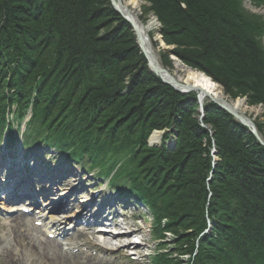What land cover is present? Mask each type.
Masks as SVG:
<instances>
[{"label":"trees","instance_id":"1","mask_svg":"<svg viewBox=\"0 0 264 264\" xmlns=\"http://www.w3.org/2000/svg\"><path fill=\"white\" fill-rule=\"evenodd\" d=\"M145 1L152 5L144 11L154 9L163 22L167 42L183 47L177 54L198 56L194 65L208 56L212 63L228 60L230 42L241 40L249 50L239 52L246 67L236 62L228 64L229 75L213 73L232 98L245 93L252 103L264 102L263 15L246 10L244 0ZM129 26L110 0H0V128L8 98L20 117L32 106V139L49 135L99 164L128 151L139 177L134 187L151 200L157 222L168 218L173 233L193 231L178 240L198 252L192 264H264V147L217 108L204 119L212 138L184 101L192 97L154 78ZM173 29L176 40H170ZM219 39H228L227 51ZM179 117L178 147L149 148L150 133ZM213 139L221 161L210 180L213 159L204 143ZM148 170L160 177L157 186ZM210 219L213 230L195 249ZM156 264L177 263L162 254Z\"/></svg>","mask_w":264,"mask_h":264},{"label":"bare ground","instance_id":"2","mask_svg":"<svg viewBox=\"0 0 264 264\" xmlns=\"http://www.w3.org/2000/svg\"><path fill=\"white\" fill-rule=\"evenodd\" d=\"M114 1H115L116 5L118 6L119 10L122 12V14L131 21L132 24H130L126 20L130 24L129 27L131 28V30L133 31L135 36L138 38V41L141 45V48L145 52L146 57L151 58L155 68L158 70L159 73L153 72L151 70V72L155 76L154 78L159 80L160 82H164L165 84L169 85L173 89L180 92V94L187 96V98H188V96L192 97V98H188L189 101L186 99L184 101L187 102L189 105H192L193 107H195L194 109H195L196 113L194 114V117H196V118L198 117V119L201 121V125L209 131L210 136L212 138H214V136H215V131L209 125H206L204 123V119H205V115H206L205 111H207L210 108H217V109H221L222 111H224L227 115H229L228 117L234 119L236 123H238L242 127H244L247 130V132L250 133L252 135V137L255 139L254 140L255 143L260 144L264 147V145L262 144V143H264V124H262L260 122L258 123L254 119L247 118L244 115V113L246 111H253L254 106L262 105L264 107V102L252 103L253 95H251V94L247 95L245 93L240 95V96L247 98V100L249 101V103L251 105V107H250L244 99L238 98L239 96L237 97V99L232 98L230 96V94L227 93V89H226L227 84L225 83V81H221V77L219 76L220 77L219 78L218 76H216L213 73L214 71H216L219 68V69H221L222 72H224V75H229V74H227V72H231V71L228 70L229 69L228 64H235L236 62H238L240 66L246 67L245 62L242 60V57L239 54V52L243 53V52H247L249 50L246 49V47H244V48L242 47V43H241L242 41L241 40H239L240 43H238V44L230 42V50H228V51H230V53H228L229 56H227L228 60L223 59V57H219L217 60H215L216 64L212 63V59L208 56L207 62L198 61V63L196 65H194V62L197 61L198 56L186 54V53L177 54V51L180 50V48H177V50L174 51L175 56L173 58L177 61L176 67H175L176 72L171 73L172 68L169 69V65L168 66L164 65V67L162 66L163 62L161 63L159 61L158 55L156 54L154 47H153V42L150 39V33L152 31L157 32L160 25H161V30H165V26H163L161 23L159 24L155 18L144 23L140 17V15H141L139 12L140 4H139L138 0H114ZM254 28H256V27H254ZM219 29H221V28H219ZM170 30H171V28H170ZM222 33L223 32H220L219 34H222ZM153 39L158 41V42L160 41L161 43L165 44L164 41L163 42L161 41L163 38L161 39L160 35H158V34L155 35ZM216 41L218 42L217 44L221 46L220 50H226L223 48V46H229L228 39H224V42L222 44L220 43L222 41V39H219ZM174 45H176V44H174ZM176 46L179 47L178 45H176ZM209 51L211 53H213L212 49H209ZM148 55H149V57H148ZM160 58L165 59V57L163 55H161ZM167 60L170 61L169 59H167ZM247 63L249 64L250 67H252V69L254 67H257V65L254 66L250 61H247ZM251 70H249V71H251ZM177 71H181L183 73V76H178ZM230 83L232 85H234V83L232 81H230ZM175 84H180L182 87H184V89H186V92L183 91L182 89H180L182 87H178ZM227 96H229L231 98H229ZM193 98H194V100L192 101ZM8 102H9V100L7 98L5 100V103H7V105H8L9 104ZM237 116H240L244 120V122L241 119H238ZM180 119H181L180 117L177 118V120L175 121L174 124L171 125V127L175 128V126L177 125V121H179ZM25 122H27V121L25 120ZM164 135H165V133L162 132V130H156V131L152 132L150 139L147 140V142L150 145H154L153 146L154 148L158 147L159 149H165L167 151H173L174 149H176L178 147L179 135H178V139L173 141V143H175V146H173L174 144H163V141L165 139V138H163ZM165 140L167 142L168 141L170 142V139H165ZM8 145L11 146V143L8 142ZM170 146H173V147H170ZM204 147L210 148V154H211L210 156L212 159L213 158L215 159L213 161V164H212V169L209 171V176L211 178H213V176L216 172V167H217L218 163L221 161V159L219 157V150H218V147L216 145L215 139H213L212 144H208V142L204 143ZM245 147L249 148L250 146H245ZM130 157H133V156L130 154H127L126 157H123V158L119 157V158H112V159L115 160V163L117 165L125 166V167L133 170L134 167L136 166V163L133 160V158H132V161L127 160ZM85 172L90 174L91 169L86 168ZM144 172L146 173V175L155 179L153 185H156L159 183L158 181L160 180V177L156 174V172H153L150 170L144 171ZM67 173H70V172H67ZM138 178L139 177L137 175H132L130 180L132 183L135 184V183H137ZM160 185H158V186H160ZM80 186L81 185H79V184H77L75 186H72V184H71V188H73V189H75V188L80 189ZM124 191L129 192L128 194H124L122 196V200L124 202H131L135 199L136 194L130 193L132 190H128V189L124 188ZM80 196L84 197L86 195H80ZM94 200H95L94 198H87L86 200L82 201L81 203L88 202V205L96 208L97 205H100V204H98V202L100 200L98 202L96 201V204H93L94 202H92V201H94ZM116 200H117V197L115 194V197H113L111 200L108 199L109 205L111 203H113V201H116ZM147 200L149 202H151L150 199L147 198ZM155 203H162V202L157 199V200H155ZM162 204H164V203H162ZM4 207H6V206L4 205ZM107 208H108L107 206H103V212L101 210V211H98V213H101V212L105 213ZM128 209H131V207L128 206ZM6 211H8L6 214L9 215L10 210H6ZM86 213H87V208H85L81 211H78V213H75L74 215H76V216L78 215L81 217V216L86 215ZM117 213L124 214L125 213L124 207L120 206L119 208L114 210L113 211V217L109 218L107 220V222L109 224H112V222L118 223L117 225L119 226V229H120L119 231L123 232V233L120 232L121 234L118 237L125 238V237H127V235H131V238H134L137 234H139V232H141L142 229L141 230L140 229L130 230L131 225H128L127 220H125V219L123 220V218L119 217L117 215ZM143 214L144 215L150 214L155 223L159 220L157 218L156 214L154 212H151L150 209H148V212L144 211ZM74 215L69 216V219L71 220L74 217ZM135 218H138V216L135 215ZM70 220H68V222ZM210 220H209V222L216 223V220H214V221L213 220L210 221ZM131 221H132V223L136 222L135 220H131ZM69 223L73 224L74 221L72 220V222H69ZM168 223H169L168 218H165L162 220L161 224H157V226L159 229L166 230L168 228ZM114 225H116V224L114 223L113 225H109V227L104 226L105 228L101 229V231L109 232L107 228H110ZM127 227H129V228H127ZM105 232L102 233L103 236H106V237L112 236L111 233L107 234ZM150 233L152 234V232H150ZM112 237L115 239L114 236H112ZM203 237H204V235L199 234V238L197 239V241L201 243V239ZM0 240L4 243V245H6V249L10 248V255L8 256L9 264H41L39 262V260H34V259H32V256L29 255V252L27 250L28 247L23 244V241H24L23 239L21 241L19 240V242H18V245L20 246V250L17 247L11 248L7 237L1 236ZM15 242H17V241L15 240ZM54 243L56 245L58 244L56 242H54ZM141 245L136 247L137 250L141 249ZM16 246H17V244H16ZM189 248H190V244H189V246L187 245L186 250H189ZM189 254H191L193 256H197V253L195 251L190 252ZM81 264H85V263H81Z\"/></svg>","mask_w":264,"mask_h":264},{"label":"rangeland","instance_id":"3","mask_svg":"<svg viewBox=\"0 0 264 264\" xmlns=\"http://www.w3.org/2000/svg\"><path fill=\"white\" fill-rule=\"evenodd\" d=\"M140 7H139V12H140V17L141 20L146 23L150 20H152L153 18H155L158 23L163 25V22L159 19L158 16H156V11L153 10H149L147 12L144 11V9L147 7V9L151 8L152 3H150L149 1H145V0H138ZM159 2V0H156ZM198 3L203 2L204 4H206V0H198ZM258 2L262 3L261 5L257 4ZM264 0H244V7L246 10H248L251 13L254 14H260L264 16ZM187 9V4H185L184 6ZM164 26V25H163ZM172 32H174V35H171L170 40H176L175 38H177V29H173ZM160 35V38L162 39L161 41L163 43H161L160 41H156L154 40V36L155 35ZM150 39L153 42V47L154 50L156 52V54L158 55V59L159 61L162 63V66L164 67V65L168 66L169 65V69L172 68L171 73H175L176 72V60L173 59L175 54L174 51L177 50L176 45L174 44H170L169 42H167L168 40L164 38L163 35V30H161V25L159 26L157 32L156 31H152L150 33ZM136 41L137 44L139 46V48L141 49V51L145 54V52L143 51V49L141 48V45L138 41V38L136 37ZM181 48V47H180ZM185 48V47H184ZM183 51V47L181 48ZM161 55H166L167 58L170 61H166L165 59H161L160 56ZM177 59V58H176ZM169 62V64H168ZM149 68V67H148ZM178 76H183V73L181 71H177ZM127 84H129V82L127 81ZM127 92V88L124 89V93ZM229 97V96H227ZM231 98V97H229ZM238 98L244 99L247 104L251 107L249 101L247 100L246 97L243 96H239ZM237 99V98H236ZM253 108V107H252ZM253 111H246L244 113V115L247 118H251L254 119L256 122H260L262 124H264V107L262 105H257L254 106ZM206 114V111H205ZM177 126V125H176ZM174 128V127H173ZM172 129V128H171ZM176 131L171 130V132H167L168 134V139L171 140V138L177 137L178 139V132H179V128L178 126L175 128ZM154 131V130H153ZM152 131V132H153ZM151 132V133H152ZM151 133L149 135V139L151 136ZM166 134V135H167ZM98 137H95V140H97ZM148 139V140H149ZM147 145L149 148H154L153 146H151L148 142ZM51 146V145H50ZM175 146V145H174ZM157 149H159L157 147ZM128 153V151H127ZM47 156H51V157H57V151L55 149L50 148L47 152H46ZM215 159L213 158V161ZM132 161V160H129ZM52 162V161H51ZM54 165V164H53ZM49 169L48 168H44L45 172L46 171H50L51 169H53V166ZM67 166L71 167V174H74V179H73V183L75 184H79L80 189L78 191H82V193H87L89 188L91 187H97L98 185L97 183V174H91L88 175L87 172H85L84 169H82V166L80 168L79 165H75V164H71L68 161L62 162L61 165H59L58 169H65ZM131 172H135V170L133 169H129ZM48 171V172H49ZM85 172L84 176L81 177L79 175V173ZM130 185H134V183L131 182V180L127 181ZM96 185V186H95ZM146 212H148V208H144ZM141 212V213H140ZM134 211V213L136 214H141L143 217L134 223H132L131 220H127V224L131 225L130 226V230H134V229H142L141 230V235L143 236V241H142V245H141V249H138V254L139 256V260L137 261H128L125 260L124 258L120 261V262H112V263H108V264H151V259L150 255L155 251L156 246L155 243L152 240V234L151 232V226L153 223V219L151 217V215L143 214V210L141 211ZM17 221H16V220ZM11 222L13 223L12 225ZM132 223V224H131ZM129 228V227H127ZM190 229H183V230H178V232L176 233H172L171 236H168V233L165 234V238L168 239V244L165 247V251L164 254L167 257H170L171 259H173L177 264H192L191 260L195 257L191 254H189L190 252H188L189 250L187 249V245L182 241H175L173 240L174 236L180 235L182 232L184 231H188ZM38 235L39 233L32 228V225L30 223V220H28L25 217H15V214L9 215L7 218L5 219H0V237L1 236H5L8 238L10 247H17L20 250V246L18 245L19 240L21 241L22 239L23 244L26 245L28 248V252L29 255L32 256V259L34 260H39V262L41 264H81V263H85V264H96L97 261H99L96 258H93L92 261H88V262H82L83 260L81 259L82 257L76 256V257H72L69 256L68 254H66L64 251H62L61 248L59 247H55L53 243H48L46 245V248H40L38 245ZM26 237V238H25ZM79 238L80 241L82 242H92L93 244H96V239L87 236L86 238ZM15 240L17 242H15ZM17 244V246H16ZM28 244V245H27ZM124 254H127L125 251H123ZM196 253H198L196 251ZM10 255V248L6 249V245H4V243L0 240V264H9V259L8 256ZM113 259V258H112ZM102 264H105V262H103Z\"/></svg>","mask_w":264,"mask_h":264},{"label":"water","instance_id":"4","mask_svg":"<svg viewBox=\"0 0 264 264\" xmlns=\"http://www.w3.org/2000/svg\"><path fill=\"white\" fill-rule=\"evenodd\" d=\"M112 3L114 4V6L117 8V10L119 11V13L130 23V24H132L131 23V21L127 18V17H125L123 14H122V12L119 10V8H118V6L116 5V3H115V1L114 0H112ZM183 6H185V5H183ZM148 57H149V55H148ZM148 62H149V68L153 71V72H157V73H159L158 72V70L155 68V66H154V64H153V62H152V60H151V58H148ZM176 86H178V87H182L180 84H175ZM180 89H182L183 91H185L186 92V89H184V87H182V88H180ZM237 118L238 119H241L243 122H244V120L240 117V116H237ZM256 133V132H255ZM263 145H264V143H262Z\"/></svg>","mask_w":264,"mask_h":264}]
</instances>
